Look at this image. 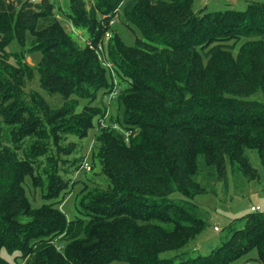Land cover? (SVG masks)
Here are the masks:
<instances>
[{"label":"trees","instance_id":"trees-1","mask_svg":"<svg viewBox=\"0 0 264 264\" xmlns=\"http://www.w3.org/2000/svg\"><path fill=\"white\" fill-rule=\"evenodd\" d=\"M22 1L0 0V264H11L3 250L25 264H236L253 251L247 264H264L262 211L235 220L209 254L183 251L208 224L194 198L230 178L258 181L248 150L264 166V103L249 100L264 94V3L196 12L194 0H70L69 22L89 34L80 46L58 21L37 31L54 4ZM119 10L133 46L117 33L105 44ZM29 36L36 68L4 48ZM99 46L128 87L117 120L96 136L108 187L88 192L69 220L55 202L33 208L24 183L45 200L66 189L58 161L75 147L60 142L86 138L105 117L98 94L113 92ZM35 71L41 89L64 100L59 109L25 92Z\"/></svg>","mask_w":264,"mask_h":264},{"label":"rangeland","instance_id":"rangeland-1","mask_svg":"<svg viewBox=\"0 0 264 264\" xmlns=\"http://www.w3.org/2000/svg\"><path fill=\"white\" fill-rule=\"evenodd\" d=\"M21 1L22 0H20L19 4ZM26 1L30 2V0H23L22 2ZM48 1L54 4L53 15L40 20L37 24V31L58 21L61 25L66 26V30H68L71 37L80 46H85L89 39L88 32L83 28L73 27L67 17L70 0ZM86 1L88 6L93 2V0ZM253 2L264 3V0H194V11L199 12L204 8L212 12L224 11L227 9L244 11L247 6ZM120 10L110 24L111 30L108 31L105 36L104 40L107 46L112 35L115 33L122 38L127 46H133L135 44L136 36L129 28L122 24ZM32 39L33 37L29 36L25 44H20L17 40H14L11 44L4 46L5 51L10 54H22L25 62H28L36 68L41 60V54L38 52L32 53L30 51L29 43ZM97 51L100 54L99 59L102 65L106 68L108 80L110 84L113 85V92L106 97L105 95H101V93L98 94V98L104 99L102 101L97 100L94 106L106 108L104 112L105 117L100 120H95V129L91 130L86 138L79 139L75 136H66L65 139L60 142L62 146L73 144L75 147L71 155L65 157L61 154V160H67V163L60 159L58 161V172L60 176H62L63 181L66 182V189L60 194L58 199L45 200L42 188L34 187L30 178H26L24 183L26 195L33 208H38L45 203L55 202L56 206L65 212L69 220L76 219L80 215L79 212L82 209L81 205L84 201V196L88 192L96 189H106L108 187V179L101 173V163L96 157V136L100 126H108L109 124H113V119L117 120V116L119 115L118 98L128 87V83L118 75V72L108 60V50L106 51L105 48V50L98 49ZM10 63L13 65L17 64L13 56L10 59ZM26 84L25 92L27 94L30 92L40 93L49 102L51 108L59 109L63 105L64 100L61 96L49 95L41 89L39 75L36 71L34 78L31 81H27ZM249 100L264 103V94L259 91L252 95ZM85 103L86 101H80L81 105L79 111ZM115 125L117 128H120L117 124ZM53 152L54 154L57 153L56 151ZM247 155L254 168L258 171V181L243 180V182L235 185L230 178L229 182L225 185L223 183L217 184L215 186V193L208 189L207 193L198 195L194 198L193 201L204 213L208 224L201 235L191 241L183 249V251H187L190 257L207 255L220 246L222 239H225L229 226L233 225L235 220H240L249 214L252 206H259L262 212H264V166L255 150H248ZM72 162H74L73 165H71ZM86 162L91 166L90 171L84 169V163ZM39 170L41 171V168ZM215 227H218L219 231H216ZM166 228L169 229V227ZM64 243L65 242L60 239L56 240V244L59 248H61ZM1 255L11 264H25L24 259L17 257L19 256L18 253L11 256L3 250ZM175 255V252H167L161 257L171 258ZM247 257L248 261L253 260L250 258L257 259L256 251L251 252ZM248 261L247 259H241L236 264H247Z\"/></svg>","mask_w":264,"mask_h":264},{"label":"built area","instance_id":"built-area-1","mask_svg":"<svg viewBox=\"0 0 264 264\" xmlns=\"http://www.w3.org/2000/svg\"><path fill=\"white\" fill-rule=\"evenodd\" d=\"M42 0H31L32 3H37V2H41ZM99 49L101 50V46H99ZM84 169L87 171L91 170V166L86 162L84 163ZM261 208L259 206H252L250 209L251 213H256V212H261ZM216 231H219L218 227H215Z\"/></svg>","mask_w":264,"mask_h":264}]
</instances>
